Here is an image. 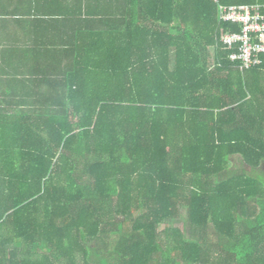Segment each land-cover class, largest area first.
I'll list each match as a JSON object with an SVG mask.
<instances>
[{"label":"trees","instance_id":"trees-1","mask_svg":"<svg viewBox=\"0 0 264 264\" xmlns=\"http://www.w3.org/2000/svg\"><path fill=\"white\" fill-rule=\"evenodd\" d=\"M82 1L0 66V264H264V56L219 20L264 0Z\"/></svg>","mask_w":264,"mask_h":264},{"label":"crops","instance_id":"crops-1","mask_svg":"<svg viewBox=\"0 0 264 264\" xmlns=\"http://www.w3.org/2000/svg\"><path fill=\"white\" fill-rule=\"evenodd\" d=\"M86 3L89 4L81 0H0V66L3 59L15 64L21 58L26 63L19 65L28 66L27 59L34 58L35 49L51 50L56 44L57 50L64 48L68 36L78 31L76 22L83 19Z\"/></svg>","mask_w":264,"mask_h":264},{"label":"built area","instance_id":"built-area-1","mask_svg":"<svg viewBox=\"0 0 264 264\" xmlns=\"http://www.w3.org/2000/svg\"><path fill=\"white\" fill-rule=\"evenodd\" d=\"M218 3V0H212ZM264 6L233 5L219 6V20L237 25L238 33H226L222 42L231 49H237L230 58L231 62H240L242 69L248 70L259 64L264 56Z\"/></svg>","mask_w":264,"mask_h":264},{"label":"rangeland","instance_id":"rangeland-1","mask_svg":"<svg viewBox=\"0 0 264 264\" xmlns=\"http://www.w3.org/2000/svg\"><path fill=\"white\" fill-rule=\"evenodd\" d=\"M233 160L235 161L234 165L237 166V163H238L237 159H233Z\"/></svg>","mask_w":264,"mask_h":264}]
</instances>
